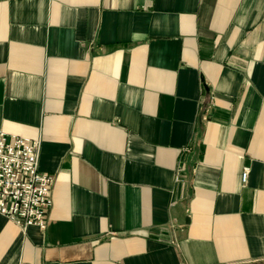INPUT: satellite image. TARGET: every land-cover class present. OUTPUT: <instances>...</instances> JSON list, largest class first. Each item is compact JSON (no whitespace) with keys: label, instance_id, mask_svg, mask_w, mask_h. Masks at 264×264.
I'll use <instances>...</instances> for the list:
<instances>
[{"label":"crops","instance_id":"obj_1","mask_svg":"<svg viewBox=\"0 0 264 264\" xmlns=\"http://www.w3.org/2000/svg\"><path fill=\"white\" fill-rule=\"evenodd\" d=\"M0 131L55 179L0 264H264V0H0Z\"/></svg>","mask_w":264,"mask_h":264},{"label":"built area","instance_id":"obj_2","mask_svg":"<svg viewBox=\"0 0 264 264\" xmlns=\"http://www.w3.org/2000/svg\"><path fill=\"white\" fill-rule=\"evenodd\" d=\"M40 140L9 136L0 131V214L22 230L31 226L45 229L53 206L54 176L39 167ZM182 169L177 170L176 179ZM250 167L242 171L246 184Z\"/></svg>","mask_w":264,"mask_h":264}]
</instances>
